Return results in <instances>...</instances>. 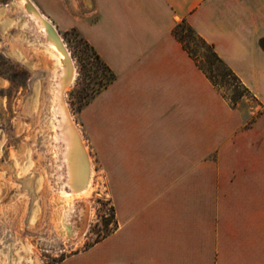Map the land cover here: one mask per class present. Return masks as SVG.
Masks as SVG:
<instances>
[{
    "label": "crops",
    "instance_id": "crops-1",
    "mask_svg": "<svg viewBox=\"0 0 264 264\" xmlns=\"http://www.w3.org/2000/svg\"><path fill=\"white\" fill-rule=\"evenodd\" d=\"M33 1L115 75L79 119L116 225L61 264H264V0ZM184 20L258 100L251 125L175 36Z\"/></svg>",
    "mask_w": 264,
    "mask_h": 264
},
{
    "label": "rangeland",
    "instance_id": "rangeland-1",
    "mask_svg": "<svg viewBox=\"0 0 264 264\" xmlns=\"http://www.w3.org/2000/svg\"><path fill=\"white\" fill-rule=\"evenodd\" d=\"M57 1L68 9L72 2ZM0 7L4 8L0 12V264H61L116 225L109 196L101 187L105 184L108 192V185L98 175L79 119L87 103L112 79V72L76 27L64 29L54 19L77 70L66 101L87 143L98 184L88 200L76 203L69 217L74 231L69 240L64 239L53 215L60 204H52L67 179L66 169L60 167L63 153L59 149H64V143L57 141V147L52 143L55 61L43 49L45 37L36 25L32 21L27 27L19 25L27 15L17 0H0ZM180 32L219 83L218 90L243 112L247 126L251 125L261 113L256 97L188 23H183Z\"/></svg>",
    "mask_w": 264,
    "mask_h": 264
},
{
    "label": "bare ground",
    "instance_id": "bare-ground-1",
    "mask_svg": "<svg viewBox=\"0 0 264 264\" xmlns=\"http://www.w3.org/2000/svg\"><path fill=\"white\" fill-rule=\"evenodd\" d=\"M17 2L27 15L25 21H21L19 25L25 27L32 21L45 37L43 49L49 57L53 56L55 61L54 83L52 82L53 111L50 119L52 121L51 128L54 130L52 143L55 147H57V141L64 143V149L61 151L59 149V153H63V164L60 167L64 166L66 169L67 179L63 187L59 189L60 197L53 196L52 204L61 205L56 210L54 209L55 226L59 235L69 240L74 231L72 223L69 222V217L74 212L76 203L81 199L88 200L98 186L93 159L88 151L87 143L85 144L83 141L81 131L77 122L74 121L66 101V91L76 78L77 70L71 53L63 41L64 39L52 21L40 11L33 0H17ZM2 9L4 8L0 7V12ZM54 151L58 157V152ZM101 187L102 191H105V195L109 196L105 184H102Z\"/></svg>",
    "mask_w": 264,
    "mask_h": 264
},
{
    "label": "trees",
    "instance_id": "trees-1",
    "mask_svg": "<svg viewBox=\"0 0 264 264\" xmlns=\"http://www.w3.org/2000/svg\"><path fill=\"white\" fill-rule=\"evenodd\" d=\"M183 23H188L187 21H183L181 22L175 29H174V34L175 36L178 38V40L182 43L183 47L185 50H187V52L189 53V55L194 59V61L196 62V64L199 66V68L207 75V77L212 81V83L217 87L219 85V83L213 79L214 76H212V74L210 73V70L208 68H206L201 61L199 60V54L196 53L193 49H191L190 45L188 44V40L186 39L185 35L182 34L180 32V28L182 27ZM189 24V23H188ZM189 27H191V29L194 30V28L189 24ZM195 31V30H194ZM196 32V31H195ZM200 36V35H199ZM201 37V36H200ZM202 41L206 44H208L209 46H211V48L213 49V54L220 60H222V58L217 54V52L214 50L213 45L209 44L204 38H202ZM262 44L264 46V39L262 40ZM97 54V53H96ZM97 56L99 57V55L97 54ZM100 58V57H99ZM223 61V60H222ZM237 76V75H236ZM238 77V76H237ZM115 78L114 73L112 72V79H110L109 82H111L113 79ZM241 81V80H240ZM108 82V83H109ZM107 83V84H108ZM106 84V85H107ZM243 84V83H242ZM244 85V84H243ZM248 89V88H246Z\"/></svg>",
    "mask_w": 264,
    "mask_h": 264
}]
</instances>
